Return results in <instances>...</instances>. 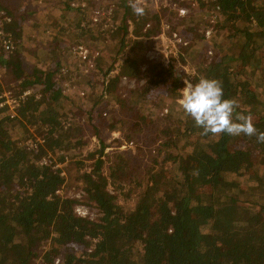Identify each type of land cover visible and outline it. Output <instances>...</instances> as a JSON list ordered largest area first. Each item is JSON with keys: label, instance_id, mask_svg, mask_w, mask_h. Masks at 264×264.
Instances as JSON below:
<instances>
[{"label": "trees", "instance_id": "16d2710c", "mask_svg": "<svg viewBox=\"0 0 264 264\" xmlns=\"http://www.w3.org/2000/svg\"><path fill=\"white\" fill-rule=\"evenodd\" d=\"M128 2H118L124 18L133 11ZM209 2L212 10L220 6L211 45L223 33L225 42L218 41L203 59L193 83L200 77L218 80L225 98L238 102L234 116H250L258 132H264V102L258 121L250 106L257 98V79L264 76V0ZM67 7L76 9L70 3ZM0 11L11 17L3 20L2 29L13 45L5 51L0 42V66L10 77L8 87L0 84V96L7 94L4 98L15 99L12 107L18 105L15 113H7L11 104L0 108V264H264V143L255 136L204 135L186 116L179 126L162 130L166 153L158 168L141 170L120 152L108 182L102 171L107 145L102 143L88 155H98L91 170L79 176L83 199L60 194L66 178L57 164L72 148L85 145L74 117L59 102L66 81L61 75H66L59 62L43 67L36 62L27 70L21 35L13 33L15 14L1 6ZM120 67V74L145 81L143 93L133 90L131 101L164 87L176 92L185 84L183 70L161 61L129 58ZM136 118L125 136L130 142L152 122L146 113ZM30 126L44 142L20 145L33 135ZM127 188H141L130 209L118 202ZM78 204L97 208L101 216H80ZM47 241L50 246L43 249Z\"/></svg>", "mask_w": 264, "mask_h": 264}, {"label": "rangeland", "instance_id": "374dc122", "mask_svg": "<svg viewBox=\"0 0 264 264\" xmlns=\"http://www.w3.org/2000/svg\"><path fill=\"white\" fill-rule=\"evenodd\" d=\"M118 2L119 0H0L2 9L9 8L15 14L18 24L13 33L19 32L21 35L27 70L32 71L36 62H40L39 66L42 67L59 62L60 69L66 75L60 74L66 81L62 85L64 94L59 102L74 117L81 132L80 137L85 141L84 146L72 148L66 159L57 164L66 178L58 192L68 197L83 199L84 183L79 176L83 171L91 170L98 155L95 158H89L88 155L99 149L102 143L107 145L102 157V171L106 181L110 182L117 167V154L120 152L137 163L141 170L143 166L158 168L166 153V149L163 151L161 148L164 136L162 130L170 124L179 126L182 120H186V115L178 104L185 84L176 92L164 87L159 92L147 93L145 96L148 100L141 97L143 100L131 101L133 90H136V95L143 93L145 81L120 74V64L124 59L161 61L167 66L173 65L177 70H183L186 78H191L193 82L203 59L213 54L209 51H213L218 41L225 42V33L213 45V38H206L203 34V29L210 26L212 8L209 0H200L186 16H182L174 7V4H181L179 0H153L146 5L145 15L137 16L132 11L126 18ZM69 3L76 9L82 6V10L69 9ZM183 4H189L188 0ZM0 13L4 18L3 11ZM96 15L99 21L92 23L91 17ZM147 23L151 24L150 27H147ZM165 23L178 30L188 41L185 49L174 43L173 36L162 32L161 28ZM91 26L94 27L90 28ZM123 38L125 44L119 51ZM78 45H84L88 49L87 59H82L75 51ZM113 62L115 63L112 64ZM111 65V71L105 73ZM142 66L145 69L147 65L143 63ZM189 74L194 76L190 77ZM9 79V75L0 66V84L4 88L9 86ZM261 83H264V76L257 79V98L250 105L257 121L260 119L258 111L261 102H264V87ZM12 100L15 99L10 98L11 105L7 113L17 111L18 105H15L16 108L12 107ZM137 102L141 104L137 105ZM144 113L151 115L152 122L142 132L134 133L133 142L128 141L126 133L131 132L135 122L140 120L136 116L140 117ZM2 114L0 112V116ZM189 119L195 122L191 117ZM100 121L103 124L97 126ZM30 128L33 135L26 136L20 145L36 146L44 142L40 132L34 126ZM180 129L184 130V126ZM74 141L73 139V144ZM77 160L84 162L83 168L80 169L75 163ZM166 164L171 168V161ZM109 188L113 189L110 185ZM157 188L156 197L165 190L166 185ZM140 191L141 188L130 192L127 188L119 195L118 202L126 209L133 208ZM127 193L131 195L127 196ZM75 209L79 215L95 220L101 216L98 209L90 205L78 204ZM49 246L50 241H47L43 244V249H48Z\"/></svg>", "mask_w": 264, "mask_h": 264}, {"label": "clouds", "instance_id": "9594fccd", "mask_svg": "<svg viewBox=\"0 0 264 264\" xmlns=\"http://www.w3.org/2000/svg\"><path fill=\"white\" fill-rule=\"evenodd\" d=\"M129 6L137 16L146 14L144 0H129ZM184 83L178 104L183 113L191 117L197 127L203 129L202 134H243L248 137L255 136L258 143H264V132H258L250 116L243 113L234 116L239 107L238 102L225 98L223 87L218 80L200 77L198 82L193 83L191 78H186Z\"/></svg>", "mask_w": 264, "mask_h": 264}, {"label": "built area", "instance_id": "2783aa9c", "mask_svg": "<svg viewBox=\"0 0 264 264\" xmlns=\"http://www.w3.org/2000/svg\"><path fill=\"white\" fill-rule=\"evenodd\" d=\"M152 1L153 0H144V4L149 5V4H151L150 2H152ZM179 1L181 4H178V3L174 4V7L180 11V14L182 16L188 15L191 8L196 7L198 5V3L200 2V0H188L189 4L184 5L183 2L185 0H179ZM201 1H205V0H201ZM128 4H129V2H128ZM111 10H112V8H111ZM219 10H220V6H218V5L215 6V9L212 10V12L209 16L210 17V21H209L210 26L203 29V34L205 35L206 38H211L213 36V32H214L216 24L219 20V15H220ZM91 18H92V23L99 21L98 15H96L95 17H91ZM4 19H7L8 21H10L11 17L5 16V14H4V18H3L2 13H0V42L2 43L4 50L8 51V50L13 48V45H12L11 40L5 39L3 37L2 26H3V20ZM150 25H151L150 23H147V27H150ZM161 29H162V32L164 34H168V35L173 36L174 41H175L174 43H177L180 46H186L188 44V41L180 35V32L178 30L172 29L170 24L165 23ZM75 51L78 53L79 57H81L82 59H87V57L89 56L88 49L84 45L76 46ZM209 52L213 53V51H211V50ZM4 96H7V94L0 96V107L4 106L7 103L11 104L10 98H4ZM12 101H14V100H12Z\"/></svg>", "mask_w": 264, "mask_h": 264}]
</instances>
